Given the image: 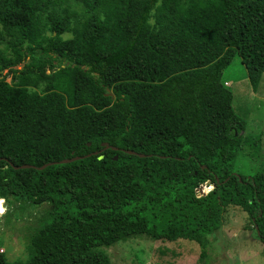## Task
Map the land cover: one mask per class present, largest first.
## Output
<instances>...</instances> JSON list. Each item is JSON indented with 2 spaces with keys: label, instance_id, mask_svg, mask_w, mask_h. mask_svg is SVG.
<instances>
[{
  "label": "trees",
  "instance_id": "1",
  "mask_svg": "<svg viewBox=\"0 0 264 264\" xmlns=\"http://www.w3.org/2000/svg\"><path fill=\"white\" fill-rule=\"evenodd\" d=\"M235 56L256 92L264 0H0L3 218L50 205L26 257L0 264H113L102 248L136 237L209 264L227 206L264 243V168L233 171L261 141L223 77Z\"/></svg>",
  "mask_w": 264,
  "mask_h": 264
},
{
  "label": "rangeland",
  "instance_id": "2",
  "mask_svg": "<svg viewBox=\"0 0 264 264\" xmlns=\"http://www.w3.org/2000/svg\"><path fill=\"white\" fill-rule=\"evenodd\" d=\"M223 77L229 80L226 85L233 93V109L245 121L242 136L261 140L259 146L246 144L237 153L233 171L243 176L253 175L264 168V73L257 91L253 92L245 68L235 56ZM5 81H14L11 74ZM210 187L211 190L213 186ZM205 188L203 191H209ZM18 204L22 206L19 217L8 215L10 222L7 223L3 217L10 206L7 208L8 202L0 198V252L4 251L9 261L26 257L27 237L50 208L47 203ZM102 249L113 264H197L200 252L199 246L188 240L152 241L138 237ZM208 255L209 264H264V243L255 236L248 215L239 207L227 206L222 227L209 236Z\"/></svg>",
  "mask_w": 264,
  "mask_h": 264
},
{
  "label": "water",
  "instance_id": "3",
  "mask_svg": "<svg viewBox=\"0 0 264 264\" xmlns=\"http://www.w3.org/2000/svg\"><path fill=\"white\" fill-rule=\"evenodd\" d=\"M103 145H105L104 143H103ZM78 158H80V157H73V158H71V159H64V160H62L61 161V163H64V162H70V161H73V160H75V159H78ZM117 158V156H114V159H116ZM50 164H52V163H50ZM46 165H43V166H41V167H37V169H43L44 167H45ZM25 168V167H29V165H22V166H19L18 168ZM17 168V167H16ZM212 184H210L209 182H206L205 184H202V185H200L197 189H198V191L200 192V194H202V195H205L206 194V192L205 191H203V187H206V188H208L209 190H210V186H211ZM213 187H214V185H212ZM212 187V188H213ZM205 188V189H206Z\"/></svg>",
  "mask_w": 264,
  "mask_h": 264
},
{
  "label": "built area",
  "instance_id": "4",
  "mask_svg": "<svg viewBox=\"0 0 264 264\" xmlns=\"http://www.w3.org/2000/svg\"><path fill=\"white\" fill-rule=\"evenodd\" d=\"M196 194H197L198 197L201 196V194H200V192L198 191V189H196Z\"/></svg>",
  "mask_w": 264,
  "mask_h": 264
},
{
  "label": "clouds",
  "instance_id": "5",
  "mask_svg": "<svg viewBox=\"0 0 264 264\" xmlns=\"http://www.w3.org/2000/svg\"><path fill=\"white\" fill-rule=\"evenodd\" d=\"M227 85H228V83H226ZM208 191H206V193H207ZM201 196H202V194H201ZM2 200H5V199H3V198H1Z\"/></svg>",
  "mask_w": 264,
  "mask_h": 264
},
{
  "label": "crops",
  "instance_id": "6",
  "mask_svg": "<svg viewBox=\"0 0 264 264\" xmlns=\"http://www.w3.org/2000/svg\"><path fill=\"white\" fill-rule=\"evenodd\" d=\"M228 83V85H229V82H227Z\"/></svg>",
  "mask_w": 264,
  "mask_h": 264
}]
</instances>
